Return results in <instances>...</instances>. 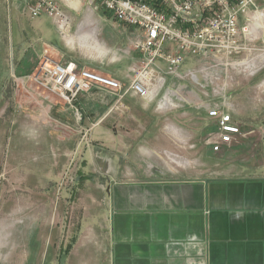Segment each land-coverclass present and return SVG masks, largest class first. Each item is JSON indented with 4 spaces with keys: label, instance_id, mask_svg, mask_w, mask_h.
<instances>
[{
    "label": "crops",
    "instance_id": "1",
    "mask_svg": "<svg viewBox=\"0 0 264 264\" xmlns=\"http://www.w3.org/2000/svg\"><path fill=\"white\" fill-rule=\"evenodd\" d=\"M33 1L0 0V6L6 5L0 13V51L8 47L6 64L15 73L17 87L18 79L35 71L43 48L55 62L74 61L127 82L129 67L138 57L131 47L138 37L136 30L82 0H59L68 17V24L59 28L46 15L29 16L27 4ZM5 9L15 24L13 43L11 35L5 34ZM1 61L0 56V85L8 78ZM35 98L31 101L38 105L22 111L25 116L21 115L24 120L16 126L18 131L29 133L37 145L64 144L66 157L75 148H86L85 166H93L94 171L76 173L83 184L75 194L73 222L66 221L58 207L56 212L46 211L40 231L29 225L13 238L9 235L13 264H43L45 258L44 264H264V164L256 166L247 156L248 137L256 131L245 130L247 125L236 117L238 110L230 109L241 135L213 152L206 141L216 134V125L202 106V98L208 102L206 95L199 92L190 97L196 108L175 106L168 95L145 99L129 93L116 102L115 95L99 88L80 92L71 105ZM177 111H190L200 120L201 159L212 163V172L207 173V164L191 173L165 171L161 166L131 168L129 156L93 148V142L101 138L104 148L130 150L145 137L159 145L161 117ZM54 121L59 123L55 128ZM80 131L89 135L85 144L76 138ZM164 131L178 133L166 124ZM63 223L71 227V237L68 230L63 235Z\"/></svg>",
    "mask_w": 264,
    "mask_h": 264
},
{
    "label": "built area",
    "instance_id": "2",
    "mask_svg": "<svg viewBox=\"0 0 264 264\" xmlns=\"http://www.w3.org/2000/svg\"><path fill=\"white\" fill-rule=\"evenodd\" d=\"M82 1L105 10L119 24L138 32L131 44L138 57L129 67L127 82L74 61L55 62L43 48L35 71L18 83L23 89L27 85L29 95L47 101L56 96L71 105L80 92L99 88L115 95L116 102L129 93L149 99L162 92L172 101L178 94L168 87L173 81H189L202 95H207L209 85L213 86L212 95H226L229 81H234V76H227L228 70L249 69L256 63L264 68V26H254L255 15L264 18V0ZM27 10L31 18L46 15L59 28L68 24L59 0H34L27 4ZM258 41L262 47L256 46ZM224 98L211 102L213 106L208 102L202 105L216 125V134L206 141L213 152L241 135ZM74 111L80 119L79 111ZM58 124L55 121V127Z\"/></svg>",
    "mask_w": 264,
    "mask_h": 264
},
{
    "label": "rangeland",
    "instance_id": "3",
    "mask_svg": "<svg viewBox=\"0 0 264 264\" xmlns=\"http://www.w3.org/2000/svg\"><path fill=\"white\" fill-rule=\"evenodd\" d=\"M3 7H6V5L0 6V13L4 12ZM254 20V24L264 26V18L255 15ZM5 22V34L7 36L11 35L13 43L15 24L10 19V11L8 9H5ZM256 46L262 47V42L258 41ZM8 51L6 45L1 47V63L6 65L5 73L8 78L6 77L5 82L0 85V224L5 222L4 226L0 227V264H13L14 258L10 254L12 242L9 237L13 238L17 231L20 233L25 226L28 227L29 225L36 226L32 229L33 231L35 229L40 231L41 228L39 227L44 225L40 220L43 215H46V211H48V214L51 211L56 212L59 207L58 210L63 209L66 221L70 219L73 222L72 209L75 207V194L78 193L77 190L83 184L82 178L79 181L76 173L81 169L82 171H94L93 166H85L87 160L85 162L83 157L85 158L87 155L85 153L86 148L82 146L75 148L66 157L65 155H67L68 151L64 144L53 146L54 148H51V145L46 147L43 143L37 145L35 141L31 140L29 133H20L18 131L16 126L21 125L22 120H24L21 116L23 115L22 111L26 110L30 105L37 106V102L34 104L31 100H35V96L38 99L41 96L29 95L25 91V89L30 91L27 85L25 89H23L22 85L19 87L15 85V73L14 71L10 72L7 66ZM92 64L99 65V62L92 60ZM101 64L103 66L104 62ZM188 66L184 67L183 70L185 71ZM259 66L260 64L256 63L255 67L249 69L228 70L229 74L227 76H234V81H229L226 95H212V85H209L207 90H205L208 105L213 106L211 101H222L221 97H225L228 109L238 110L239 115L236 117L241 118L247 125L245 130L253 129L256 131L248 137L250 147H248L249 153L247 154V156H251L250 158H252L253 162H256V166L259 165L258 163L264 164V86H262L264 68ZM17 82L20 83V79ZM168 87L178 93L172 97L175 106L182 108L199 107L198 104L195 106L194 101L190 99V97L192 99L197 97L199 91L189 81H173ZM51 100H60L64 103L62 99L56 96H52ZM201 100L203 105L205 100L203 98ZM42 106L44 107L45 105ZM13 109L18 112L12 114L11 110L13 112ZM248 109L252 110L253 114H250ZM160 122L162 139L159 145L146 141L147 138L145 137L141 140L140 146L130 150L126 148H104L101 138V140L98 139L93 142V148L95 151L100 150L102 153L105 151L106 154L111 152L129 156L127 165L131 168L137 167L140 169L142 167L161 166L160 168H164L165 171L169 169L178 173H183V171L191 173V171L202 170L207 164V173L214 170L215 167H210L212 166L210 161L206 163L203 158L201 159L204 147L199 142L200 130L198 126L200 120L197 119V116L191 115L190 111L185 113L177 111L165 118L161 117ZM53 123L55 125V121ZM165 124L174 126L178 133L168 135L164 131ZM60 134L56 133V135ZM14 135H16L15 139ZM62 137L66 136L63 135ZM76 138L79 140V144H85L87 139H89V135L88 133L85 135L83 131H80L76 134ZM142 160L147 162L141 163ZM137 161L140 162L137 163ZM76 162L78 163L76 164ZM55 214L57 219L61 217L60 213L57 212ZM8 220L13 222L12 226L14 228L8 227L11 226ZM65 225L66 223L62 225L63 235H66L68 230L71 237L72 229ZM68 246L69 244H67V248Z\"/></svg>",
    "mask_w": 264,
    "mask_h": 264
},
{
    "label": "bare ground",
    "instance_id": "4",
    "mask_svg": "<svg viewBox=\"0 0 264 264\" xmlns=\"http://www.w3.org/2000/svg\"><path fill=\"white\" fill-rule=\"evenodd\" d=\"M254 26L258 28V26H260V25L259 24H255Z\"/></svg>",
    "mask_w": 264,
    "mask_h": 264
}]
</instances>
